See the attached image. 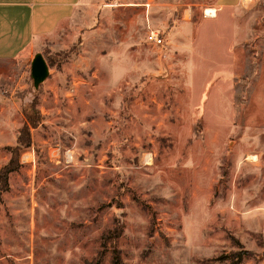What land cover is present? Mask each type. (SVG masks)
Listing matches in <instances>:
<instances>
[{
    "label": "rangeland",
    "instance_id": "1",
    "mask_svg": "<svg viewBox=\"0 0 264 264\" xmlns=\"http://www.w3.org/2000/svg\"><path fill=\"white\" fill-rule=\"evenodd\" d=\"M215 1L96 0L0 58V264H264V0Z\"/></svg>",
    "mask_w": 264,
    "mask_h": 264
},
{
    "label": "crops",
    "instance_id": "2",
    "mask_svg": "<svg viewBox=\"0 0 264 264\" xmlns=\"http://www.w3.org/2000/svg\"><path fill=\"white\" fill-rule=\"evenodd\" d=\"M238 2L216 0L215 7L209 8L215 10L216 16L224 8L229 11L236 8ZM96 3V0H0V58H16L46 37L58 36L60 27L70 24Z\"/></svg>",
    "mask_w": 264,
    "mask_h": 264
},
{
    "label": "water",
    "instance_id": "3",
    "mask_svg": "<svg viewBox=\"0 0 264 264\" xmlns=\"http://www.w3.org/2000/svg\"><path fill=\"white\" fill-rule=\"evenodd\" d=\"M49 73L48 64L41 52H36L30 62V76L33 87L37 89Z\"/></svg>",
    "mask_w": 264,
    "mask_h": 264
},
{
    "label": "trees",
    "instance_id": "4",
    "mask_svg": "<svg viewBox=\"0 0 264 264\" xmlns=\"http://www.w3.org/2000/svg\"><path fill=\"white\" fill-rule=\"evenodd\" d=\"M26 115V122H25V126H24V128H22V130H21V134L23 135L24 134V132L26 133V137L24 138V137H22V135L20 134V138L18 139V143L21 145V146H27L28 144H29V137H28V127H29V125H31V126H36V124H37V121H38V118H37V115H36V113L34 114V112H32V113H26L25 114ZM17 150H18V148H17ZM1 181L3 182V183H5L6 182V175H5V173L4 174H2V176H1ZM243 253H247V251H245V252H241V253H238V256H239V261L241 260V259H243ZM115 259H117V256L115 257ZM115 262V261H114ZM115 264V263H114Z\"/></svg>",
    "mask_w": 264,
    "mask_h": 264
},
{
    "label": "built area",
    "instance_id": "5",
    "mask_svg": "<svg viewBox=\"0 0 264 264\" xmlns=\"http://www.w3.org/2000/svg\"><path fill=\"white\" fill-rule=\"evenodd\" d=\"M147 39L158 45L163 43L162 38L154 31L149 32V34L147 35Z\"/></svg>",
    "mask_w": 264,
    "mask_h": 264
},
{
    "label": "bare ground",
    "instance_id": "6",
    "mask_svg": "<svg viewBox=\"0 0 264 264\" xmlns=\"http://www.w3.org/2000/svg\"><path fill=\"white\" fill-rule=\"evenodd\" d=\"M205 15L213 17V16H215V10L213 8L206 9ZM252 159H254V157Z\"/></svg>",
    "mask_w": 264,
    "mask_h": 264
}]
</instances>
